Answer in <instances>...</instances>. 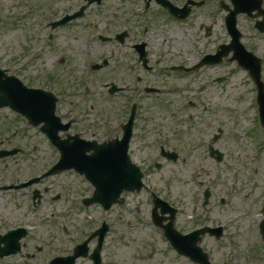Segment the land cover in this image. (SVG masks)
<instances>
[{
  "label": "rangeland",
  "instance_id": "374dc122",
  "mask_svg": "<svg viewBox=\"0 0 264 264\" xmlns=\"http://www.w3.org/2000/svg\"><path fill=\"white\" fill-rule=\"evenodd\" d=\"M23 1L26 2L0 0V12L5 10V15L0 14V65H6L25 83L29 80L34 86L61 96L59 112L66 115L72 111L70 116L79 117L81 124L94 130L99 137L100 133L108 138L121 135V125L129 115L132 102L138 101L143 114L149 115L147 111H152L156 116L155 123L150 124L139 119L140 130H149L142 136L155 141L159 135L156 131L161 129L167 139L163 142L181 153L182 161L177 164L161 161L157 147H149L151 144L135 139L131 146L132 157L143 168L148 189L124 194V203L115 205L109 212L99 205L85 207L82 204L93 189L72 172L48 178L42 185L10 190L11 185L17 186L43 174L57 162L59 155L39 130H29L25 120H14L9 110H2L0 144L3 146L0 147H18L24 152L14 156L12 165L0 162V175H6L2 176L5 180L0 181L8 185L7 191L0 192V233L17 227L27 228L30 232L27 242L43 247L39 256L47 261L55 252H63L62 246L71 244L69 240L89 235V231L86 233L88 225L93 228L88 224L89 219L95 222L94 229L106 221L111 226L105 245L106 264H191L188 259L177 256L155 230L151 219L152 191L180 209L182 216L178 224L182 230L192 226L194 219L188 217L190 215L194 218L208 216L214 224L225 227L229 240L219 244L205 240L202 245L205 251L214 254V262L223 264V257L231 254L223 244L232 240L230 264H239L241 260L238 259L246 257L245 247L248 249L251 243L258 242L262 250L250 253V257L259 255L256 264L264 263V243L259 234V224L264 219V132L259 130L255 87L247 73L235 63L225 61L218 68L200 73L199 81L205 85L201 96L204 102L200 104L199 101L193 107L190 102L196 100L194 90L199 87L198 83H193L196 75L189 76L188 82L178 76L170 77V72L164 69L171 62L195 64L203 55L215 52L219 45L230 41L224 24L226 13L217 8L216 1L208 0V6L195 10L194 16L186 22L175 21L162 9L154 7L152 12L157 18L152 19L151 25L142 21L143 14L139 15L143 0H127L124 4L107 0L100 6L94 5L90 12L92 22L99 25V32H93V37L83 33L84 27L70 24L55 31V36L52 30L44 28L38 43L37 38L34 41L37 31L32 30L31 22L35 21V28L41 24L45 27L65 15L70 3L66 0H27L28 7H14V3ZM179 3L185 4L186 0H179ZM142 25L151 26L154 31L149 40L140 39L150 44L152 61L156 65L152 75L162 74L159 70L167 71L161 85L172 89L157 103L143 99L144 93L138 100L134 97L138 95L137 88L128 83L126 74L118 66V60L123 62L119 57L122 50L118 53L115 46L100 42L97 36L98 33L114 35L132 27L133 36L139 39ZM239 29L245 44L258 47L259 53L264 54V36L253 30L251 21L240 17ZM50 35L52 41H49ZM28 39L34 42L28 43ZM125 51L130 52L129 49ZM104 59L110 60L107 69L91 70V65L102 63ZM218 77L226 80L216 84L213 80ZM111 82L125 86L126 92L110 97L104 85ZM93 105L96 111L91 114ZM4 115H8V119ZM219 129L223 133L214 147L226 155L222 163H217L209 154V146L214 143L213 137ZM160 161L163 168L158 170L154 165ZM200 182H205L213 193L205 211L202 209L204 188ZM46 188L50 190L48 194L44 193ZM34 189H40L44 195L40 206L33 205ZM60 195L62 198L54 201V196ZM221 198L226 202L221 203ZM18 261V257L4 258L0 259V264H26Z\"/></svg>",
  "mask_w": 264,
  "mask_h": 264
},
{
  "label": "water",
  "instance_id": "95a60500",
  "mask_svg": "<svg viewBox=\"0 0 264 264\" xmlns=\"http://www.w3.org/2000/svg\"><path fill=\"white\" fill-rule=\"evenodd\" d=\"M95 1L99 4L102 2V0H93V2ZM232 2L235 10L230 12L226 23L233 42L230 46H222L221 51L216 56L206 57L201 64H218L222 62L223 57L228 56L231 51H234L236 56L232 60L237 59L240 65L249 70L258 86L260 92L261 118L264 125V84L261 82V63L252 54L248 53L240 43L242 35L236 28L238 14L247 13L252 16V13L256 10L259 11L257 16L263 14L264 12L261 10L262 2L261 0H232ZM224 7L229 10L228 6ZM180 12L174 11L172 13L178 15ZM188 14L189 11H186L181 15V18L187 17ZM257 26L263 30L264 23L260 22ZM7 79L0 80V108L8 106L14 111L27 116L35 122V125L44 122L45 125L42 130L61 151L62 157L60 162L48 175L70 169L78 170L82 174H85L96 187L94 196L87 200L86 204L92 205L94 203H100L106 208H110L114 203L118 202L124 191L134 192L140 191L143 188V174L138 167L132 165L128 156V143L134 125L135 111L129 124L126 126L127 140L124 144L121 143L118 146L105 144L99 149L83 146H63L62 143H59L58 139L61 122L55 116L57 99L54 95L42 90L27 89L18 79L10 77ZM89 151H93V153L87 155ZM212 154H217L219 161L224 157L222 153L214 149H212ZM164 155L174 161L178 159V155L174 153H164ZM39 180L36 179L21 187L32 185L39 182ZM167 236H170L180 253L190 256L196 262H207L206 257L201 253L202 250L195 245L196 238H193L192 241L174 238V231L171 227L167 228ZM13 243H16V241L13 240ZM96 255L99 256V249ZM76 258L77 255L69 258H57L51 264H75Z\"/></svg>",
  "mask_w": 264,
  "mask_h": 264
},
{
  "label": "flooded vegetation",
  "instance_id": "af4514ba",
  "mask_svg": "<svg viewBox=\"0 0 264 264\" xmlns=\"http://www.w3.org/2000/svg\"><path fill=\"white\" fill-rule=\"evenodd\" d=\"M22 1V0H21ZM57 1H64V0H57ZM67 2H69L71 5H69L68 7V12L70 14H75L76 12H78L79 10H81L82 8L86 7V10L84 12V16L80 19H78V21H73V22H70L68 24H66L64 27H67L69 26L70 24H73L75 25L76 22H79L78 26L79 27H84L83 29V33L88 37H90L91 35V29L93 27V23H92V20L90 19L91 17V10H92V7L93 6H88L87 5V1L86 0H66ZM172 2L174 3H177L179 2V0H171ZM216 1V0H215ZM264 1V0H263ZM24 2V4H23ZM23 2H18V3H14V7H18V6H23V7H28L27 5H25L26 3H28V1L26 0L23 1ZM105 3L107 2V0L104 1ZM114 2H119V4H124V2H127V0H116ZM210 1L208 0H204L203 3L204 5L202 7H207L208 4H209ZM145 4V3H144ZM146 7H144V10H143V17L145 18H150L151 20L152 19H155L157 18V15L156 14H153L152 12V9L154 7H156V4H154V2L150 3V4H145ZM160 9L163 10V12L166 14L165 12V9L161 8ZM58 11V10H57ZM56 11V12H57ZM4 13H5V10H4ZM55 13V12H54ZM58 13V12H57ZM68 14V13H67ZM66 14V15H67ZM63 17H60V18H57L55 21H59L61 20ZM123 19L126 18V17H122ZM88 21V23L86 22ZM252 23V21H251ZM48 28V27H47ZM63 28V27H62ZM62 28H59L57 30H60ZM98 27H96L97 29ZM128 29V37L126 38V40L123 42V44L127 43L126 41L127 40H130V38H133V32H132V27H128L126 28ZM55 30V31H57ZM145 30H143V32H140V35H142L143 33L145 34ZM125 30L123 31H120V32H124ZM32 32V31H31ZM264 35V34H263ZM52 38V36L50 37ZM135 40L137 41L136 43H134L133 45V48L131 49V53L130 54H125V57H121V60L125 63H123V65L120 64L121 66V69L123 70V73L126 74V79L127 81H129L128 83L133 85L135 88H137L138 90V93H139V96L140 97L143 93L146 94L145 97H143V99L147 98V99H150L153 101V103H157L158 102V99H161L162 96L164 95H167V94H170L168 92V89H166V87L162 86L161 83H163L164 81V75L163 73L162 74H155V75H152L154 72H156V68L155 66L151 65V60H150V53L148 51V46H149V43L146 47V50H147V59L149 61L148 65L152 67L151 70H146V68L143 67L142 63L140 62V58L138 56V52H137V47L136 45L139 44L140 42H138V39L135 38ZM32 42L31 39H29V42L30 43ZM31 46V45H30ZM123 46V45H122ZM123 49V48H121ZM258 49H253L257 54H259L258 52ZM178 67H186L188 68V65H179ZM0 68L4 69V70H7L8 71V68L6 67V65H0ZM177 73H180V74H176L175 76H178L180 77V80H186L187 81V78L189 76V72L184 70V71H179ZM148 77H150L151 79L148 80ZM124 92V91H122ZM2 110H8V109H2ZM1 110V111H2ZM62 114V113H60ZM63 115V114H62ZM61 116V115H60ZM63 117V116H62ZM67 118H64L63 117V120L66 121ZM67 122V121H66ZM71 128L70 130L67 132V133H64L62 134V136L64 138H68V137H74V136H79L82 140H85V141H96L98 142L99 144H102L104 142H106L109 138L108 137H103L100 133V137L97 133H95L94 130H91V129H88L87 127L83 126L81 123H80V119L79 118H75V119H72L71 121ZM5 123H7V121H5ZM123 125V124H122ZM122 125H121V128H122ZM104 132V131H103ZM105 133V132H104ZM122 134V133H121ZM106 135V134H105ZM119 135V134H118ZM121 136V135H120ZM75 176L76 178H78V176H81V175H77L75 173ZM82 179H84L82 176L80 177ZM49 192V191H47ZM182 216V214L178 211V214H176L175 216V224H177L178 222V219ZM188 217H191L194 219L193 222H191V225L192 226H189V229L187 230H184V234H188L190 233L191 231H194V230H197L199 228V223H203L205 222L204 219H200V218H194L193 216H188ZM207 217V216H206ZM207 223H209V221H206ZM159 232L161 233V235L164 237V234H163V231L161 229H159ZM85 236V235H84ZM207 235L204 239L205 240H213L215 241L212 236H209ZM262 236V235H261ZM89 236L85 237L88 238ZM27 239H29V235L27 238H25L23 241H22V248H21V252L17 255H14V256H8L7 258L8 259H13L15 257H18L20 263H23L24 261L26 262V264H30L31 261H34L35 263L37 264H44V260L43 258H41L39 255L43 252V248H39L38 245H34L32 244L31 242H27ZM84 239V240H85ZM30 240H33L30 238ZM83 240V241H84ZM82 242V241H81ZM80 241H76L77 244L81 243ZM216 242V241H215ZM263 242V241H262ZM73 244V242H71V244L65 246V248L63 249V252L61 251L60 253L58 254H70L72 253L74 247L77 245V244ZM98 243V237H95L94 235H92V237L90 238V245H88V249L90 251V254L91 252L93 251L94 247L96 246V244ZM264 243V242H263ZM90 246V247H89ZM233 246V243H230V247L232 248ZM233 249V248H232ZM262 250V246L260 245V249L259 251ZM106 248H105V244H104V247H103V251H102V255H103V260H102V264H106ZM261 253V252H260ZM259 255H257L256 257H254L250 263H257L258 260H259ZM1 260H4V258H1ZM29 260V261H28ZM81 261H85L86 264H92V260L90 257L88 258H84ZM264 261V259H263ZM34 263V264H35ZM216 263V262H215ZM78 264V263H77ZM259 264H264L263 262L259 263Z\"/></svg>",
  "mask_w": 264,
  "mask_h": 264
}]
</instances>
